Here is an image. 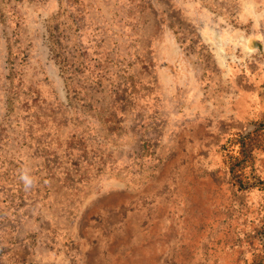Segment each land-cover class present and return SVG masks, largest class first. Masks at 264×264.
I'll list each match as a JSON object with an SVG mask.
<instances>
[{
	"label": "rangeland",
	"instance_id": "374dc122",
	"mask_svg": "<svg viewBox=\"0 0 264 264\" xmlns=\"http://www.w3.org/2000/svg\"><path fill=\"white\" fill-rule=\"evenodd\" d=\"M261 121L264 0H0V264H264Z\"/></svg>",
	"mask_w": 264,
	"mask_h": 264
},
{
	"label": "trees",
	"instance_id": "16d2710c",
	"mask_svg": "<svg viewBox=\"0 0 264 264\" xmlns=\"http://www.w3.org/2000/svg\"><path fill=\"white\" fill-rule=\"evenodd\" d=\"M222 148L225 155L224 165L232 172L234 185L240 190H244L248 185H255V180H251L252 177L248 179V174L252 173L250 169L255 168L256 159L249 161V156H252L254 151H264V121L259 122L247 135H230Z\"/></svg>",
	"mask_w": 264,
	"mask_h": 264
},
{
	"label": "clouds",
	"instance_id": "9594fccd",
	"mask_svg": "<svg viewBox=\"0 0 264 264\" xmlns=\"http://www.w3.org/2000/svg\"><path fill=\"white\" fill-rule=\"evenodd\" d=\"M23 179H24L26 185H27V184H30V183L32 182V181H31V178L28 177L27 175H25V176L23 177Z\"/></svg>",
	"mask_w": 264,
	"mask_h": 264
}]
</instances>
